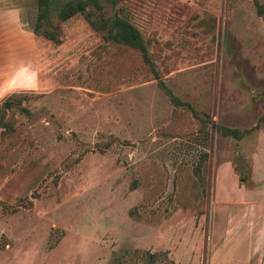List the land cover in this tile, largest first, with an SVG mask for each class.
I'll list each match as a JSON object with an SVG mask.
<instances>
[{
	"label": "rangeland",
	"instance_id": "obj_1",
	"mask_svg": "<svg viewBox=\"0 0 264 264\" xmlns=\"http://www.w3.org/2000/svg\"><path fill=\"white\" fill-rule=\"evenodd\" d=\"M98 1L151 68L81 14L55 44L34 0H0V264H257L264 20L251 0Z\"/></svg>",
	"mask_w": 264,
	"mask_h": 264
},
{
	"label": "trees",
	"instance_id": "obj_2",
	"mask_svg": "<svg viewBox=\"0 0 264 264\" xmlns=\"http://www.w3.org/2000/svg\"><path fill=\"white\" fill-rule=\"evenodd\" d=\"M36 4L35 20L32 27V32L35 35H40L45 39L59 43L58 38V23L65 19L75 15L81 14L86 19L87 23L95 30L103 31V38L106 40L119 43L130 48L137 50L140 54L142 62L149 68L152 67V63L149 60L146 45L138 32V30L130 24L126 19L113 13L109 16H104L102 12L101 4L98 0H34ZM254 13L264 20V2L258 0H251ZM90 6L96 11L87 10L86 7ZM157 87L168 98L170 104L173 107H184L190 111V114L194 118H198L196 112L191 106L185 102L179 100L171 90L156 77ZM9 106L8 101H3L1 107L7 108ZM199 119V118H198ZM264 119V114L258 117V121ZM200 120V119H199ZM202 121V120H200ZM214 128L220 132L223 136H230L234 139H240L249 129L238 130L235 128H227L215 124ZM239 181L244 179L238 177Z\"/></svg>",
	"mask_w": 264,
	"mask_h": 264
},
{
	"label": "crops",
	"instance_id": "obj_3",
	"mask_svg": "<svg viewBox=\"0 0 264 264\" xmlns=\"http://www.w3.org/2000/svg\"><path fill=\"white\" fill-rule=\"evenodd\" d=\"M260 189L262 188H259V190ZM260 205L262 206L260 215H258V217L256 218V223L254 224L253 222V224L256 227L255 243H254L256 256L253 252L254 254L253 257L255 258V260H257V264H264V204L262 203ZM253 224H251L250 226L251 229L253 228Z\"/></svg>",
	"mask_w": 264,
	"mask_h": 264
}]
</instances>
